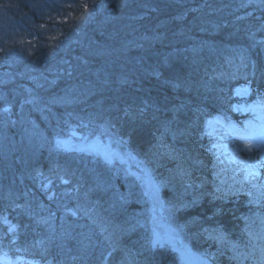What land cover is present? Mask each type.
Returning a JSON list of instances; mask_svg holds the SVG:
<instances>
[{"label":"trees","instance_id":"obj_1","mask_svg":"<svg viewBox=\"0 0 264 264\" xmlns=\"http://www.w3.org/2000/svg\"><path fill=\"white\" fill-rule=\"evenodd\" d=\"M53 31L44 46L52 54L38 61L53 62L59 78L24 91L16 77L25 68L10 49ZM0 53L13 74L0 83V111L12 110L11 122L0 114V217L8 220L0 256L180 264L151 246L141 183L101 158L46 148L85 124L110 130L147 166L166 218L193 251L242 264L233 249L264 204L253 210L247 194L218 189L206 124L240 121L235 105L264 96V0H0ZM242 86L246 98L235 95Z\"/></svg>","mask_w":264,"mask_h":264},{"label":"rangeland","instance_id":"obj_2","mask_svg":"<svg viewBox=\"0 0 264 264\" xmlns=\"http://www.w3.org/2000/svg\"><path fill=\"white\" fill-rule=\"evenodd\" d=\"M19 32L22 34L24 30H19ZM53 33L54 31L50 33L52 37L48 36L51 39L40 42H37L31 35L30 37L26 36V39L30 38L28 40L29 44L27 43L25 46L18 47L17 52L10 49L13 56L10 58L12 64L17 67L22 60L20 64L23 66L22 68H25L21 72L17 69L18 76L16 77L19 81L18 85L23 89L36 88V86H41L46 81L53 83L59 78L56 75L58 71L53 69L55 67V65H52L53 62L51 63L50 61V66L47 67L45 64L41 65L38 61L43 51L48 50L44 46L56 41ZM49 53L51 52L49 51ZM56 59L62 58L57 57ZM67 62V59L64 60V63L68 64ZM1 63L2 57L0 53V83L6 84L12 80L10 78L13 74H10L12 70L6 68ZM63 72L66 73V71ZM248 94L249 89L246 86L235 90V95L242 98H246ZM260 97L264 96H257L252 101L239 102L235 105L234 111L244 114V117L239 122H235L232 119L223 121L222 119L214 118L206 124L207 133L211 136L213 142L212 149L215 153L217 168L215 178L220 183L218 189L223 191L222 194L224 195L235 193L247 194L255 201L254 204L256 205H254L253 210L261 208V202L264 204V168L258 169L260 172L259 179L244 180L245 170L249 168L251 163L249 156L251 155L257 160L259 156L256 155L255 148H253L251 154L245 151V144L249 143V141L238 137L245 131H258L259 127L264 125V102L260 101ZM17 107L18 110L22 109L20 106ZM3 110L0 111L1 119L11 122L12 118L10 114L12 110ZM67 131L68 133L63 135L59 134L50 137L51 139L47 141L46 148H65L75 153L84 152L91 159L101 158L114 164L117 168L123 169L124 172L141 183L143 187L142 189L149 203L148 223L152 244L168 250L171 248L179 251L189 249L186 242L181 239L177 229L173 227L171 221L166 218L162 211L159 185L152 178L147 166L129 154L127 146L123 141L114 136L105 127L95 128L84 124V127L81 128L80 125H71ZM57 140H60L61 143L57 144ZM254 215L259 219L257 226L245 235V241L241 244L242 248L233 249L235 252L234 257H237L242 264H264V207H262L261 212ZM230 247L233 248L234 244L230 243ZM176 256L178 259V253H176ZM0 264H18V262L15 260H2L0 257Z\"/></svg>","mask_w":264,"mask_h":264},{"label":"snow or ice","instance_id":"obj_3","mask_svg":"<svg viewBox=\"0 0 264 264\" xmlns=\"http://www.w3.org/2000/svg\"><path fill=\"white\" fill-rule=\"evenodd\" d=\"M261 102H264V97L259 98ZM8 108H5L4 111H8ZM240 139H244L249 141V143L245 144L244 150L249 154L253 152V148L256 149V155L259 156V159H254L251 155L249 156V160L251 161L249 168L245 170L244 180H256L260 178L259 168H264V125L259 127L258 131H245L239 135ZM61 141L57 140V144H60ZM0 221H3L5 225H8V220L6 216L0 217ZM15 228L13 226L8 227V232H13ZM207 231V230H206ZM213 231H219L218 229H214ZM218 240H223V234L215 237ZM15 241H13L14 243ZM19 250V249H18ZM177 250V249H174ZM181 259H184L185 253L181 251L180 253ZM4 258H7V252L3 254ZM28 264H37L35 261H28Z\"/></svg>","mask_w":264,"mask_h":264},{"label":"water","instance_id":"obj_4","mask_svg":"<svg viewBox=\"0 0 264 264\" xmlns=\"http://www.w3.org/2000/svg\"><path fill=\"white\" fill-rule=\"evenodd\" d=\"M197 258H198V256L194 257V256H192V254L190 252L187 251L185 253L184 259L183 260L181 259V260L184 261V262H187L189 264H195L197 262ZM204 261L208 262V264H212L211 261L209 259H207V258H204Z\"/></svg>","mask_w":264,"mask_h":264}]
</instances>
